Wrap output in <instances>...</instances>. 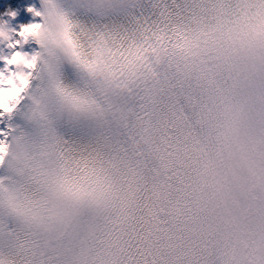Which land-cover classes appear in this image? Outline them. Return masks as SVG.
I'll list each match as a JSON object with an SVG mask.
<instances>
[{
  "label": "snow or ice",
  "instance_id": "1",
  "mask_svg": "<svg viewBox=\"0 0 264 264\" xmlns=\"http://www.w3.org/2000/svg\"><path fill=\"white\" fill-rule=\"evenodd\" d=\"M4 2L0 264H264V0Z\"/></svg>",
  "mask_w": 264,
  "mask_h": 264
},
{
  "label": "bare ground",
  "instance_id": "2",
  "mask_svg": "<svg viewBox=\"0 0 264 264\" xmlns=\"http://www.w3.org/2000/svg\"><path fill=\"white\" fill-rule=\"evenodd\" d=\"M6 3H7V5H10L12 7H16L18 4V0H6ZM5 6L6 5H5L4 0H0V11H2Z\"/></svg>",
  "mask_w": 264,
  "mask_h": 264
},
{
  "label": "clouds",
  "instance_id": "3",
  "mask_svg": "<svg viewBox=\"0 0 264 264\" xmlns=\"http://www.w3.org/2000/svg\"><path fill=\"white\" fill-rule=\"evenodd\" d=\"M30 31H34V29H30Z\"/></svg>",
  "mask_w": 264,
  "mask_h": 264
}]
</instances>
